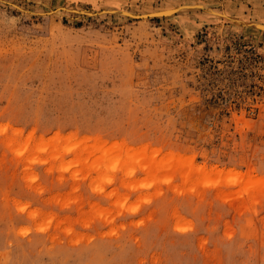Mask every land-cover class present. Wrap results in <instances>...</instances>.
Returning <instances> with one entry per match:
<instances>
[{"label":"rangeland","instance_id":"374dc122","mask_svg":"<svg viewBox=\"0 0 264 264\" xmlns=\"http://www.w3.org/2000/svg\"><path fill=\"white\" fill-rule=\"evenodd\" d=\"M183 5L215 13H84ZM255 24L264 0H0V264H264Z\"/></svg>","mask_w":264,"mask_h":264},{"label":"water","instance_id":"95a60500","mask_svg":"<svg viewBox=\"0 0 264 264\" xmlns=\"http://www.w3.org/2000/svg\"><path fill=\"white\" fill-rule=\"evenodd\" d=\"M194 8H201V9L210 11L212 13H215L214 11H211L210 9H206L203 6H199V5H183V6H178V7H172L170 9H166V10L162 9V10H158V11H154V12H147V13H144V14H137V15L131 14V13L126 12V11H117V10H114V9L102 10L100 12H95V13H91V12H84V13L85 14H99V13H104V12L122 13V14H125V15L130 16V17L148 18V17L168 16V15H172L174 13H177L179 11L188 10V9H194ZM254 26H256L257 28H260V29H264V26H261L259 24H255Z\"/></svg>","mask_w":264,"mask_h":264},{"label":"bare ground","instance_id":"6f19581e","mask_svg":"<svg viewBox=\"0 0 264 264\" xmlns=\"http://www.w3.org/2000/svg\"><path fill=\"white\" fill-rule=\"evenodd\" d=\"M170 9V8H169ZM187 11V10H186ZM166 17V16H165ZM219 20V19H218ZM262 26H264V25H262Z\"/></svg>","mask_w":264,"mask_h":264}]
</instances>
